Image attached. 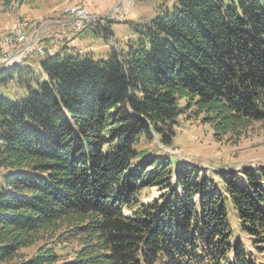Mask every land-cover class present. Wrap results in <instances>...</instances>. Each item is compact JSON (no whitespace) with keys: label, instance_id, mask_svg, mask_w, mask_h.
<instances>
[{"label":"trees","instance_id":"trees-1","mask_svg":"<svg viewBox=\"0 0 264 264\" xmlns=\"http://www.w3.org/2000/svg\"><path fill=\"white\" fill-rule=\"evenodd\" d=\"M159 2L106 60L0 72L28 92L0 94V264L34 247L19 264H264V167L209 176L139 149L170 147L191 108L219 143L264 124V0Z\"/></svg>","mask_w":264,"mask_h":264},{"label":"rangeland","instance_id":"rangeland-1","mask_svg":"<svg viewBox=\"0 0 264 264\" xmlns=\"http://www.w3.org/2000/svg\"><path fill=\"white\" fill-rule=\"evenodd\" d=\"M159 3V0H0V39L17 28L19 22L27 23L26 33L41 30L40 44H45L39 46L47 49L46 56L31 53L26 59L9 60L0 69L6 65V69L14 65L30 66L38 73L39 61L52 56L50 53L54 55L60 51L92 57L97 61L106 60L112 51L125 49V45L135 39L133 26L148 24L157 17ZM75 5L86 8L92 17L104 18V21L99 19L97 22L102 32L91 24L79 31L71 26L67 16ZM108 22L116 24L109 26ZM106 28L110 29L108 34L112 35V39H103L102 33ZM48 34L60 35L64 38V45L49 53L51 39ZM0 94L9 101H15L25 98L28 92L27 89L19 88L16 81H10L2 87ZM181 107L185 109L186 102H181ZM194 111V108L185 110V114L179 118L176 137L170 147L163 146L155 137L150 141L143 140L139 149L193 164L209 176L214 171L241 172L264 167V124H254L239 139L219 143L210 126L202 123L203 117H196ZM214 180L218 182V177L214 176ZM164 193L158 188L144 189L140 197L145 204H150ZM76 245L77 242L69 238L58 245L57 252L65 259L72 254ZM36 251L37 247L22 250L20 257L9 264H19L22 259L31 258Z\"/></svg>","mask_w":264,"mask_h":264},{"label":"built area","instance_id":"built-area-1","mask_svg":"<svg viewBox=\"0 0 264 264\" xmlns=\"http://www.w3.org/2000/svg\"><path fill=\"white\" fill-rule=\"evenodd\" d=\"M68 20L71 21L77 31L79 28H87L89 24L98 27L97 22L99 18L92 17L86 8L75 5L72 12L67 16ZM23 25L19 22L15 33L11 36L7 43L0 45V65H4L8 60H16L17 58L26 59L31 53H38L41 56L47 54V49L44 46L41 47L39 35L41 30H37L34 33H23ZM97 25V26H96ZM43 30V29H42ZM51 39V50H57L59 46H63V39L60 35L55 36L54 34L47 35ZM32 43L29 47L28 45Z\"/></svg>","mask_w":264,"mask_h":264},{"label":"bare ground","instance_id":"bare-ground-1","mask_svg":"<svg viewBox=\"0 0 264 264\" xmlns=\"http://www.w3.org/2000/svg\"><path fill=\"white\" fill-rule=\"evenodd\" d=\"M21 24H24L23 25V33H26L27 32V30H28V24L27 23H21ZM80 29H84V28H79V30ZM15 31H16V28L12 31V32H10V33H8L7 35H5L4 37H3V39L1 40L0 39V45L1 44H3V43H7V41H9L10 40V38H11V36L13 35V33H15ZM9 61V60H8ZM7 63V62H6ZM5 63V64H6ZM4 64V65H5ZM3 65H0V68L2 67ZM6 67H8L7 65L6 66H4L2 69H4V68H6ZM1 70V69H0Z\"/></svg>","mask_w":264,"mask_h":264},{"label":"crops","instance_id":"crops-1","mask_svg":"<svg viewBox=\"0 0 264 264\" xmlns=\"http://www.w3.org/2000/svg\"><path fill=\"white\" fill-rule=\"evenodd\" d=\"M99 19H100L101 21H104V18H102V17H100ZM101 21H100V22H101ZM97 28L99 29V31H101V29H100L99 27H97ZM44 33L47 34V32H43V34H44ZM41 37L43 38L42 35H41ZM110 39H112V37H111ZM42 44H45V42L42 43ZM72 44H73V43H72ZM50 52H52V50H50Z\"/></svg>","mask_w":264,"mask_h":264},{"label":"water","instance_id":"water-1","mask_svg":"<svg viewBox=\"0 0 264 264\" xmlns=\"http://www.w3.org/2000/svg\"><path fill=\"white\" fill-rule=\"evenodd\" d=\"M31 45H32V43H30L28 46L30 47ZM5 69H6V68L1 69L0 72L3 71V70H5Z\"/></svg>","mask_w":264,"mask_h":264}]
</instances>
